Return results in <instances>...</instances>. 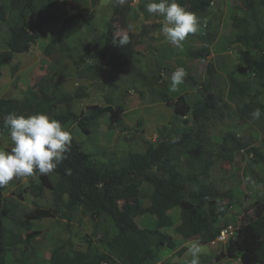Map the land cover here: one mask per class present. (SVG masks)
I'll return each mask as SVG.
<instances>
[{"label":"trees","instance_id":"obj_1","mask_svg":"<svg viewBox=\"0 0 264 264\" xmlns=\"http://www.w3.org/2000/svg\"><path fill=\"white\" fill-rule=\"evenodd\" d=\"M97 0H95L96 2ZM136 0H126L121 5L113 0L111 27L102 37L101 49L86 47L84 54L74 65L78 72L82 63L89 61L87 71L90 77L99 79L109 74L129 69L137 58L149 52V38L162 27L156 21H148L139 32H135L130 24L133 4ZM246 15L233 18V26L237 30L233 42L239 44L245 53L243 64L252 72L258 85L264 88V21L257 9L264 8V0H241ZM188 11L200 20L199 28L211 15L213 0H178ZM57 5V0H2L0 3V21L11 22L7 49L0 51V78L3 67L14 62L18 55L30 54L42 37L49 22H61V18L50 15V10ZM147 16L146 7H141ZM155 16V15H154ZM58 33L52 34L50 42L44 50L43 59L48 61L56 52V44L62 50L68 49L61 36L73 29L77 24L90 25L92 14H65ZM131 26V30H129ZM209 25L197 35L202 45L188 55L207 62L211 58V48L217 33ZM127 34L130 43L118 47L113 43L117 35ZM210 67V74L213 66ZM18 67L14 68L16 72ZM49 70L41 66L32 82L35 90V106L33 114L46 112L42 107H51L54 102L66 105L64 114L55 115L54 119L66 127L70 122H77L85 134H91L89 126L99 119L115 113L114 103L106 98L105 106L93 105L90 115L78 116L72 108L73 102L87 97V88L80 86L73 93L58 98L48 90ZM196 89H201L207 96L204 100L191 105L185 95L172 98L167 94L156 101L165 103L174 112L173 120L158 129L157 143H147L144 152L128 150L109 165L99 166L91 153L83 150L74 139L72 132L71 151L67 159L49 175H35L41 182V189L51 190L55 209L36 206L22 218L15 215L5 205L3 188H0V264H8V249L14 242L31 246L41 232L34 230V222L38 220L66 216L81 209L83 213L99 220L111 221L116 232L109 238L106 231L107 251L93 254L90 251H73L72 243L67 241L58 245L52 252L50 264H151L157 261L160 249H176V244L164 230L174 225L170 211L180 208L181 223L177 232L188 241H199L200 245H210L216 241L221 232V213L219 202L228 207L235 196L238 183L232 180L228 189H221L216 184L220 175L228 178L234 172L235 156L242 151L249 141L238 133L227 130V113L230 104L225 95L212 88L207 81L200 82L189 79ZM250 83L230 79L229 95L237 99V112L243 124L255 120L251 112L260 108L264 113V105L251 100L245 102ZM19 106V101L0 98V148L2 138L9 136L4 127V118L10 113L22 115L27 105ZM29 110H27L28 112ZM143 121L139 120L141 126ZM222 128V129H221ZM138 131V130H137ZM116 156V155H115ZM262 162V155L257 154ZM57 174L60 181L54 184L50 176ZM225 184L230 182L227 178ZM236 186V187H235ZM146 203L144 204V201ZM258 210L244 217L237 237L230 241L228 248L217 256L222 259L237 260V264H264V204L258 203ZM150 215L156 218L155 228H141L137 219ZM6 219L12 220L23 229L18 235L7 227ZM70 247V250L67 248ZM161 264H169L163 262Z\"/></svg>","mask_w":264,"mask_h":264},{"label":"rangeland","instance_id":"obj_2","mask_svg":"<svg viewBox=\"0 0 264 264\" xmlns=\"http://www.w3.org/2000/svg\"><path fill=\"white\" fill-rule=\"evenodd\" d=\"M149 2L151 0H136L133 4L130 24L135 32H139L148 21H156L162 25V18L150 14L146 16L141 10L142 5L146 7ZM112 4L113 0H97L96 2L95 0H73L72 2L71 0H57V5L50 10L49 14L61 18V22H49L30 54L18 55L13 63L3 67L0 78V98L15 99L19 101L21 107L27 105L28 107L24 109L26 112L22 115H32L36 94L32 88V82L43 65L49 70L48 90L52 91L56 97L62 98L73 94L80 86L87 88V97L76 100L72 105L73 111L78 116L90 115L89 108L93 105L105 106L106 98L114 103L115 114L125 108L136 109L134 106L141 102L143 103L141 107L146 106V109H149L148 106L152 107L159 103L156 99L160 98L163 93L172 98L185 95L188 102L194 105L204 100L207 93L193 87L189 79L210 82L215 92L225 95L230 104L227 113V130L238 133L247 142L250 139L245 148L235 156L234 167L231 169V172H234L232 177L228 178L223 174L216 180V184L221 189H228L230 184H233L230 180L238 183L234 189L235 196L231 205L228 207L223 201L219 202L220 212H222L221 230L229 227L237 231L244 217L256 212L259 202L264 204V115L260 120L243 124L237 112V99L229 95L230 79L234 77L238 81L250 83L248 95L245 102L241 104L242 106L251 100L264 105V88L258 85L253 73L246 69L242 61V56L247 52L239 44L233 42L237 33L233 26V18L246 15L241 0H213L210 17L205 21L203 28H199L196 33L200 34L201 30H206L207 24L208 29L217 33L209 61L204 62L188 55L190 51L202 45L197 35L189 36L181 50L165 40L160 28L149 38L150 51L146 52L145 56L137 58L129 69L93 80L87 71L89 61L82 63L80 72L74 62L81 58L86 47L95 49V51L101 49L102 37L111 27ZM66 5L70 7L66 8ZM73 10H77V13ZM257 12L263 22L264 8L258 6ZM66 13L69 15L92 14L91 24L89 26L77 24L69 32L64 33L60 39L68 49L62 50V45L56 44V52L50 60L45 61L43 59L44 50L50 42L51 35L59 32ZM12 24L14 20L9 23L0 21V51L7 49L9 28ZM209 66H213L212 74H210ZM15 67H18L16 72H14ZM181 67L187 72L185 82L179 86L177 91L170 92L171 73ZM42 108L46 111L43 113L51 118L64 114L67 110L66 105L59 102H54L51 107L44 105ZM136 113H142V109ZM109 117L105 125L114 126L113 114ZM173 118L174 114L168 123ZM140 120L143 124L136 128L118 121L119 131L121 133L125 131V134L120 133L106 142H103L100 137L102 119L100 123L97 121L89 126L90 135L85 134L78 127L77 122H70L65 128L72 132L74 139L85 152L93 155L94 161L99 166H104L115 161L117 156H123L128 150L144 152L147 148L145 141L154 144L150 139L144 138L147 126L144 125L145 118L140 117ZM133 123H136L135 118ZM153 128L158 132V129ZM13 146L10 136L2 138V149L10 151ZM258 153L262 155V162L257 161L260 159L257 156ZM225 178L230 182L229 184H225L227 183L224 181ZM50 179L57 184L60 176L52 174ZM40 187L41 182L37 176L14 179L3 188L6 207L14 210L18 218H22L36 206L55 209L52 191ZM170 215L174 225L165 229L164 232L172 238L176 249H160L157 261L151 264L163 262L189 264L191 260L186 247L191 241L184 239L177 232V227L181 223L180 208L172 209ZM137 223L141 228H155L157 225L156 218L150 215L138 218ZM6 224L18 235L23 234V229L12 220L6 219ZM34 230L41 234L34 239L31 246L14 242V245L9 247L8 264H50L53 250L67 241L72 243L73 251L103 253L107 251L105 232L109 231V238L116 232L111 221L96 222L94 216L83 213L81 209L66 216L58 215L56 218L35 221ZM229 243L217 242L201 245L200 264H237V260L222 259L220 262L216 260L217 256L226 251ZM67 250H70V247Z\"/></svg>","mask_w":264,"mask_h":264},{"label":"clouds","instance_id":"obj_3","mask_svg":"<svg viewBox=\"0 0 264 264\" xmlns=\"http://www.w3.org/2000/svg\"><path fill=\"white\" fill-rule=\"evenodd\" d=\"M125 2L117 0L121 5ZM146 11L162 18L163 37L178 49L182 50L189 35L199 30V18L179 4L178 0H151L146 5ZM113 43L118 47L126 46L130 43V37L127 34L117 35ZM186 76L183 67L172 72L169 91H177ZM250 115L253 120H260L264 113L256 108ZM3 123L14 146L10 151L0 148V188L8 186L16 178L53 173L71 151V133L60 121L45 113L27 116L10 113ZM186 247L191 255L189 264H200V242L191 241Z\"/></svg>","mask_w":264,"mask_h":264},{"label":"crops","instance_id":"obj_4","mask_svg":"<svg viewBox=\"0 0 264 264\" xmlns=\"http://www.w3.org/2000/svg\"><path fill=\"white\" fill-rule=\"evenodd\" d=\"M73 0H71L72 2ZM66 8H69L70 5H66ZM143 103H139L136 106V109H127L125 108L122 111H119L118 114H113V118H114V126L113 125H109L108 127L105 125V122H108V120L110 119V115H107L102 119L103 122H101V133H100V137L103 140V142H106V140L111 139L112 137H115L117 135H119L121 132L119 131V127H118V121H120V123H126L127 125L136 128V126H138V121L140 120V117L145 118V123L144 125H146V130L144 133V138L145 139H150V141L153 142V138L155 136L159 137V133L157 131L154 130L153 127H155V129H159L161 128L163 125L167 124L169 119L171 118V116H173V110L171 108H169L165 103H161L159 102L158 104L150 107L149 109H146V106H142ZM147 107V108H148ZM142 109V113H136V111L141 110ZM134 111V112H133ZM133 112V113H132ZM147 112V114H146ZM136 120V123H133V120ZM100 123V119L98 121ZM153 130V131H152ZM121 134H125V131H122Z\"/></svg>","mask_w":264,"mask_h":264},{"label":"built area","instance_id":"obj_5","mask_svg":"<svg viewBox=\"0 0 264 264\" xmlns=\"http://www.w3.org/2000/svg\"><path fill=\"white\" fill-rule=\"evenodd\" d=\"M158 136H155L153 138V142L157 143ZM237 237V231L234 229H231L229 227L224 228L221 230L220 235L216 239L214 243H229L231 240L235 239Z\"/></svg>","mask_w":264,"mask_h":264},{"label":"water","instance_id":"obj_6","mask_svg":"<svg viewBox=\"0 0 264 264\" xmlns=\"http://www.w3.org/2000/svg\"><path fill=\"white\" fill-rule=\"evenodd\" d=\"M73 11L77 13V10H73ZM73 11H72V12H73ZM72 12H71V14H73Z\"/></svg>","mask_w":264,"mask_h":264}]
</instances>
